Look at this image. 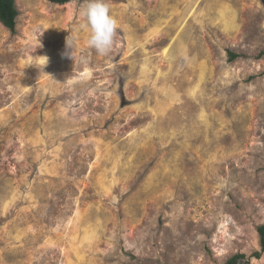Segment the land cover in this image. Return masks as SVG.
I'll list each match as a JSON object with an SVG mask.
<instances>
[{"label": "rangeland", "instance_id": "1", "mask_svg": "<svg viewBox=\"0 0 264 264\" xmlns=\"http://www.w3.org/2000/svg\"><path fill=\"white\" fill-rule=\"evenodd\" d=\"M84 2L0 23V264H264L260 0Z\"/></svg>", "mask_w": 264, "mask_h": 264}, {"label": "clouds", "instance_id": "2", "mask_svg": "<svg viewBox=\"0 0 264 264\" xmlns=\"http://www.w3.org/2000/svg\"><path fill=\"white\" fill-rule=\"evenodd\" d=\"M79 15L83 20L81 28L87 29V45L100 55L112 52L117 34V22L110 15L107 0H85ZM72 42L66 38L69 50Z\"/></svg>", "mask_w": 264, "mask_h": 264}, {"label": "trees", "instance_id": "3", "mask_svg": "<svg viewBox=\"0 0 264 264\" xmlns=\"http://www.w3.org/2000/svg\"><path fill=\"white\" fill-rule=\"evenodd\" d=\"M50 3L63 5L74 0H48ZM264 6V0H260ZM18 11L16 9L15 0H0V23L13 31L16 24ZM231 57L235 55L231 54ZM257 233L259 236L260 251L256 252L255 256L258 257L261 252H264V224L257 227ZM244 254H235L231 256L225 264H241L243 262Z\"/></svg>", "mask_w": 264, "mask_h": 264}, {"label": "bare ground", "instance_id": "4", "mask_svg": "<svg viewBox=\"0 0 264 264\" xmlns=\"http://www.w3.org/2000/svg\"><path fill=\"white\" fill-rule=\"evenodd\" d=\"M66 4H68V3H66ZM64 5V4H63Z\"/></svg>", "mask_w": 264, "mask_h": 264}]
</instances>
